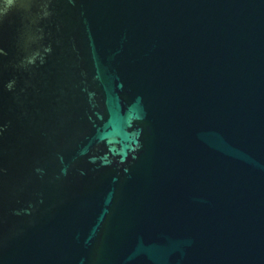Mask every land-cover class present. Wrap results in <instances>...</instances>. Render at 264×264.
I'll return each instance as SVG.
<instances>
[{
	"label": "water",
	"instance_id": "obj_1",
	"mask_svg": "<svg viewBox=\"0 0 264 264\" xmlns=\"http://www.w3.org/2000/svg\"><path fill=\"white\" fill-rule=\"evenodd\" d=\"M0 264H264V0H0Z\"/></svg>",
	"mask_w": 264,
	"mask_h": 264
}]
</instances>
